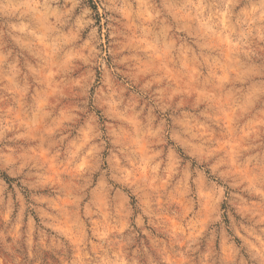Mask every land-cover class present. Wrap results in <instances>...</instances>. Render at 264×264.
Wrapping results in <instances>:
<instances>
[{
	"label": "clouds",
	"instance_id": "obj_1",
	"mask_svg": "<svg viewBox=\"0 0 264 264\" xmlns=\"http://www.w3.org/2000/svg\"><path fill=\"white\" fill-rule=\"evenodd\" d=\"M0 264H264V0H0Z\"/></svg>",
	"mask_w": 264,
	"mask_h": 264
}]
</instances>
